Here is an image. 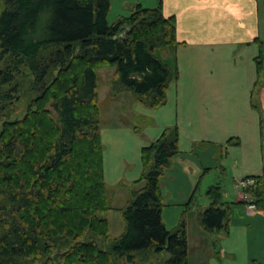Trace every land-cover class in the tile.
<instances>
[{
	"label": "trees",
	"instance_id": "1",
	"mask_svg": "<svg viewBox=\"0 0 264 264\" xmlns=\"http://www.w3.org/2000/svg\"><path fill=\"white\" fill-rule=\"evenodd\" d=\"M160 2L136 3L110 23V0H0V264H188L184 220L168 229L161 216V180L179 152L177 127L142 147L136 181L109 188L103 173L98 69L113 66L111 91L129 92L147 107L166 102L177 76L157 53L177 44L174 18ZM256 42L260 84L264 38ZM25 72L30 95L15 113L26 95L18 85ZM255 178L247 190L264 209V184ZM119 187L127 194L121 206ZM205 195L202 230L226 233L222 186L209 185ZM110 211L124 222L118 235L110 233Z\"/></svg>",
	"mask_w": 264,
	"mask_h": 264
},
{
	"label": "crops",
	"instance_id": "2",
	"mask_svg": "<svg viewBox=\"0 0 264 264\" xmlns=\"http://www.w3.org/2000/svg\"><path fill=\"white\" fill-rule=\"evenodd\" d=\"M157 3L151 0L146 7ZM160 6L164 16L174 18L177 44L157 53L176 67L177 76L166 90V102L156 107L126 91L113 93L111 79L104 81V100L123 102L119 122L103 123L106 114H100L105 182L114 188L139 179L142 147L176 126L179 152L161 180V216L168 229L184 220L188 264L192 258L197 264L264 261V209L244 200L237 186L250 176L264 184V81L257 83L255 63L256 38H264V0H161ZM99 90L98 80L101 103ZM137 117L143 118L141 125ZM228 172L232 189L223 184ZM211 176L229 205L227 232L216 234V240H207L198 222V212L209 202L200 185ZM119 188L114 200L121 206L127 194ZM112 212L107 215L110 233L118 235L124 225L111 232ZM190 230H196L197 242L192 256Z\"/></svg>",
	"mask_w": 264,
	"mask_h": 264
},
{
	"label": "rangeland",
	"instance_id": "3",
	"mask_svg": "<svg viewBox=\"0 0 264 264\" xmlns=\"http://www.w3.org/2000/svg\"><path fill=\"white\" fill-rule=\"evenodd\" d=\"M137 2H141L143 4V6H146L147 2L149 3V2H151V0H111L110 3H112V4H110V9H109V12H108V15H107L108 21L110 23H112L115 20H117L119 17L127 15L130 12V6L136 4ZM1 5L2 4H0V10L2 8ZM113 71H114V67L113 66H103V67H100L98 69V75H99L98 76V80H99V88H100L99 93H100V97H101V100H100L101 103H99V106H100L101 111L106 114V117L102 118L103 119V121H102L103 123H105L106 121L108 123L119 122L118 118H120V117L118 115V112H120V110H122V108L120 106H121V103H123V102L119 101L118 98L115 99V100L114 99L112 100L110 98H108V100H104L106 98V96H107L106 95L104 97V91H105L104 81L106 79H111V77L113 75ZM18 85H20V89L26 93L27 89L30 86V79L28 77L27 72H25V74L22 75L19 78ZM29 95H30L29 93H26V95L22 97V101L15 104V111H16L15 113L23 112V110L25 109V106L27 104V100H28L27 96H29ZM128 116H130V114ZM123 120H125V119H123ZM136 123L138 125H141V123H142L141 119H137ZM211 175H213V174H211ZM215 180L216 179H214V176H211L208 179L207 178L203 179V182L200 185L203 195H205V191L207 189L208 182H209V185L210 184H215L216 183ZM223 184L228 189H232V186H231V173L228 172V179L224 180ZM118 196L122 197L123 195L120 194V192H119ZM110 215H111V218H112V229H111V232L114 233V232H116L118 230V228L121 225H124V224H123V220L121 219V216L119 215L118 212H116V211L114 213L112 212ZM121 220H122V222H121ZM192 232L195 233L196 230H190L189 231V233H190L189 249H190V255L191 256H192V253H193V249H195L194 246H197V242H194L195 240H194V238L192 236ZM198 233H200V231H198ZM203 233H204V235H207V238H208L207 240H210V239L216 240L215 234H211V233L205 232V231H203ZM165 254L167 255V253H165ZM258 262H260L261 264L264 263V261H258ZM190 264H197V263H195V261L193 262V258H192L190 260ZM198 264H199V261H198Z\"/></svg>",
	"mask_w": 264,
	"mask_h": 264
},
{
	"label": "built area",
	"instance_id": "4",
	"mask_svg": "<svg viewBox=\"0 0 264 264\" xmlns=\"http://www.w3.org/2000/svg\"><path fill=\"white\" fill-rule=\"evenodd\" d=\"M257 181V179L254 176L246 177L243 179H240L237 183V186L241 189L242 191V198L251 204L253 203V197L249 193L247 189L254 184ZM254 205V203H253ZM255 206V205H254Z\"/></svg>",
	"mask_w": 264,
	"mask_h": 264
}]
</instances>
